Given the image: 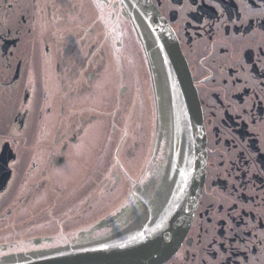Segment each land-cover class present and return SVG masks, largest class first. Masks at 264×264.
<instances>
[{
	"label": "flooded vegetation",
	"instance_id": "af4514ba",
	"mask_svg": "<svg viewBox=\"0 0 264 264\" xmlns=\"http://www.w3.org/2000/svg\"><path fill=\"white\" fill-rule=\"evenodd\" d=\"M89 1L100 10L98 23L104 3L128 23L127 69L114 57L118 107L126 103L128 112L125 149L116 160L128 192L104 217L91 214L100 206L95 192L79 204H57L65 207L59 215L64 224L71 216L81 221L67 231L65 243L151 233L173 204H187L180 194L193 184L201 151L190 225L177 250L152 264H264V0H146L145 11L133 0ZM85 8L86 0H0V152L9 143L14 153L0 205L8 189L21 191L29 178L28 198L39 204L42 192L58 186L55 174L75 161H93L79 181L82 197L85 183L100 173L102 113L95 106L102 102L96 90L104 52L93 41L97 22L80 30ZM70 24L76 25L72 42L89 54L74 64L84 72L76 90L90 99L77 114L65 105L69 112L60 124L54 121V74L61 76L72 60L60 59V52L53 56L54 40ZM112 39L113 33L107 37ZM91 60L99 62L92 66ZM116 111V119L124 113ZM113 171L118 186L123 178ZM18 172L24 179L16 184ZM25 202L19 197L15 205ZM6 219L1 215L0 223ZM55 239L39 235L12 250L3 246L0 257L48 249L42 244Z\"/></svg>",
	"mask_w": 264,
	"mask_h": 264
},
{
	"label": "rangeland",
	"instance_id": "374dc122",
	"mask_svg": "<svg viewBox=\"0 0 264 264\" xmlns=\"http://www.w3.org/2000/svg\"><path fill=\"white\" fill-rule=\"evenodd\" d=\"M77 3L78 2H76V4ZM74 6L75 3H72L70 10H73ZM85 12V25L80 27L82 33L85 28H87L86 32H88V29L96 24V18L98 17L100 10L94 8L91 1L86 0ZM101 13L103 15L101 24L97 22V33L93 39L94 42H98V45L96 46L98 47L97 51L99 52L101 50L104 52L102 54L103 58L101 62L102 71L100 79L97 80L98 85L96 90L98 99L100 96L102 98V102L101 105L97 104L95 106L99 108L102 113V138L101 140L99 139V149L101 148L103 155L99 171L100 173L91 176L89 182L85 183L87 186L84 190L85 192L87 191L86 197H82L83 191H80L78 185H80V179L84 177L83 174L85 175L86 173L84 169L90 168L93 165V161L84 166L75 161L74 163H71L68 168H63L64 166L61 167L62 169H60L54 177V180L58 185L57 187L59 188L56 187L55 190L49 188L42 192V194H40L36 199L37 202H40L39 204L31 203L30 198H28L31 178L27 180L29 181L28 186L25 185L27 181L24 180L22 185H25V188L21 191L17 188V186H13L8 189L3 197L4 204L0 205V216L7 214V219L0 223V253L3 251L1 248L3 246H6L8 250H12L13 244L19 242L21 243V241L23 242L22 244H24L27 242L26 239L31 240L33 237L39 235L56 236L54 242H45L42 246L58 245L60 244V238L65 237V235L68 234V230H77L81 221H79L78 218L74 219V217L71 216V222H69L68 225L64 224V221L60 219L59 215L60 213H64L65 207H58L57 204H79L81 201L86 200L91 194L93 196L95 192L97 197L94 198L95 200L97 199L96 202H98L100 206L91 214L97 213L98 217H104L114 210L122 199H124V202L127 199L126 194L128 192V182L125 177H123L124 174L121 170L122 168L116 160V155L119 154L120 157H123L125 145L123 144V146H121V138L123 137L124 131L127 127L128 121L126 120H128V112L126 111V103L120 101L121 104L118 107L117 99L120 97L116 96V92H119L117 91L119 90V84L116 75L117 64L114 62V57H119L120 63L123 64L126 70V66L129 63L127 54L128 23L125 18L120 15L121 13H118L117 9L112 10L110 5H106L105 3L103 4ZM75 27L71 26V24L69 26H65V33H63V35L60 33L59 35H61V37H59L58 40H54L55 45L53 56H58L60 52V59L66 61L65 57H67V60L70 61L71 58L73 63H70L69 65L68 63L66 64V66H68L64 68L63 72H61V76L56 73L54 74V121L60 124L66 120L64 110L67 112L68 109L65 108V105H71L70 110L72 113H70V115L77 114L78 112L75 111L88 106V101L90 99L88 98L87 93L83 95L84 97H82L81 93L76 90V88L79 87L78 85L81 83V79H83L84 72L81 71L80 74L77 73L79 70H77L78 67L74 64L75 62H82L84 58L89 57V54L86 48L80 45V42H78L77 45L76 41L72 42L74 36L72 35V29ZM111 31L113 33V39L107 40V37L112 34ZM86 32H84V34H86ZM113 51H115V54ZM68 52H72L71 55H69ZM62 60L61 62L63 63ZM98 62L95 63V61L91 60L92 66H96L95 64ZM75 76L78 77L73 79ZM127 82L128 80L124 79L123 83ZM73 87H75V91H73L74 96L71 95L72 97L70 96V101H68V89L70 90ZM120 108L121 110H124V113L118 114L119 116L116 119L113 113L117 112L116 110H120ZM111 129H114V134L110 133ZM120 147L121 150H119ZM113 170L118 172V174L123 178L122 183L120 182L118 186L112 184L114 178L113 176L111 177V173ZM21 178L22 180L24 179L22 172H18L16 184ZM86 180L88 181V179ZM59 185H61V187ZM66 186L68 187L64 188ZM65 189L71 190V192L67 194L65 193ZM91 190H93V192H91ZM19 197H22L23 202L27 200L25 204H21V207H19L18 204L15 205L19 200ZM94 198L92 197L91 199L93 200ZM10 208L12 210V214H9ZM71 209L72 206L69 209V212L72 213L73 209ZM98 217L94 218L97 219ZM32 246L33 245H31V247ZM26 247L27 246H24V249Z\"/></svg>",
	"mask_w": 264,
	"mask_h": 264
},
{
	"label": "water",
	"instance_id": "95a60500",
	"mask_svg": "<svg viewBox=\"0 0 264 264\" xmlns=\"http://www.w3.org/2000/svg\"><path fill=\"white\" fill-rule=\"evenodd\" d=\"M133 1L139 4L143 11L147 10L146 0ZM13 157L14 153L9 143H6L0 154V190L5 187L11 176L9 162ZM195 162L198 167L193 184L188 191L180 194V199L187 204H173L162 223L148 235L136 239L131 237V234H115L90 242L68 244L65 243V236L60 238V244L49 246L51 248L48 249L2 256L0 264H152L164 261L177 250L192 220L196 204L191 202L195 201L199 194L203 168L201 151ZM123 202L124 199L119 204Z\"/></svg>",
	"mask_w": 264,
	"mask_h": 264
},
{
	"label": "snow or ice",
	"instance_id": "6c2138e0",
	"mask_svg": "<svg viewBox=\"0 0 264 264\" xmlns=\"http://www.w3.org/2000/svg\"><path fill=\"white\" fill-rule=\"evenodd\" d=\"M142 235V234H141Z\"/></svg>",
	"mask_w": 264,
	"mask_h": 264
}]
</instances>
